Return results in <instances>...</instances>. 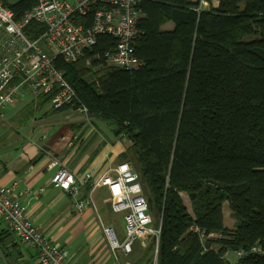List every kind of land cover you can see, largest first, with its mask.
<instances>
[{"label": "trees", "instance_id": "trees-1", "mask_svg": "<svg viewBox=\"0 0 264 264\" xmlns=\"http://www.w3.org/2000/svg\"><path fill=\"white\" fill-rule=\"evenodd\" d=\"M204 1L209 9L201 0H141L133 8L139 64L109 63L119 38L98 35L76 62H58L77 105L52 112L86 107L128 138L124 162L138 174L149 212L162 219L158 264H232L226 256L238 251L245 253L238 264H264V0ZM4 2L20 20L37 0ZM226 203L235 228L226 225ZM213 232L218 237L209 238ZM12 236L0 230L8 264ZM155 247L153 239L145 254Z\"/></svg>", "mask_w": 264, "mask_h": 264}, {"label": "built area", "instance_id": "built-area-1", "mask_svg": "<svg viewBox=\"0 0 264 264\" xmlns=\"http://www.w3.org/2000/svg\"><path fill=\"white\" fill-rule=\"evenodd\" d=\"M140 1L37 0L29 12L16 20L14 12L4 0H0V119H4V110L15 102L22 88L33 92L37 98L51 96L57 88V93L51 96L52 107L72 105L77 99V93L67 81L66 72L57 64L76 62L87 49L95 45L100 34L109 33L119 38L109 63L123 69H134L139 64L134 57L133 46L138 35L139 15L133 8ZM98 2L102 5L112 4L117 8L110 12L95 8ZM38 24L45 27L41 33H38ZM84 109L87 110L86 107ZM114 171L115 178L106 175L96 184H90L92 174H86L80 182L74 173L64 168L57 170L51 183L78 200L84 184L92 186L91 192L98 187L108 186L113 212L124 213L126 238L120 243L109 228L106 229V236L113 249L119 248L129 254L134 242L148 233L159 239L160 228L154 229L148 199L141 191L138 174L129 164H122ZM16 186L15 183L10 186L0 185V221L23 244L37 250V264H69L66 252L28 218L26 206L19 200L20 194L15 193ZM76 205L79 211H83L93 207L94 201L90 196L84 201H78ZM190 229L205 236V232L196 225ZM208 237L216 238L218 235L213 232ZM252 252L263 254L260 248H253ZM244 255L243 251L237 252L239 258ZM153 264H158L157 255Z\"/></svg>", "mask_w": 264, "mask_h": 264}, {"label": "crops", "instance_id": "crops-1", "mask_svg": "<svg viewBox=\"0 0 264 264\" xmlns=\"http://www.w3.org/2000/svg\"><path fill=\"white\" fill-rule=\"evenodd\" d=\"M20 91L29 92L26 88ZM17 97L7 118L0 119V185H17L15 193L20 194L19 200L26 206L33 224L66 252L69 264H150L151 252L147 256L145 251L153 239L156 240L153 251L158 259L160 236L158 239L149 233L134 242L129 254L112 248L106 229H112L120 243L124 242L126 231L124 213H117L122 215L119 219L111 216L115 212L108 186L91 192L90 185L84 184L78 200L51 183L60 166L74 173L80 182L88 173L93 176L106 173L115 178L114 170L129 164L124 162V154L130 149L128 138L116 136L114 127L104 120L95 119L88 124L82 114L71 109L47 112L37 118L35 125L22 124V111H14L16 104L21 109L31 103L23 106ZM40 100L38 97L32 103L39 104ZM39 121L44 127H39ZM74 136H79L78 140ZM56 162L58 166L54 165ZM90 196L96 209L88 207L79 211L76 203ZM5 226L3 229L10 230ZM161 226L162 219L154 229L160 228L161 232ZM8 241L15 246H9L11 264L38 263L35 248L23 244L14 233Z\"/></svg>", "mask_w": 264, "mask_h": 264}, {"label": "rangeland", "instance_id": "rangeland-1", "mask_svg": "<svg viewBox=\"0 0 264 264\" xmlns=\"http://www.w3.org/2000/svg\"><path fill=\"white\" fill-rule=\"evenodd\" d=\"M19 0H8L9 3H15ZM214 6L218 5V1L214 2L213 3ZM201 7L203 9H209L210 8V5L205 2L204 0H201ZM168 27H172V25H168ZM20 96L17 97V100H21L23 102V106L31 103L29 106H27L26 108L25 107H22L20 109V104H16V107H15V112L17 113L18 111H22L21 112V116H22V120H21V123L22 124H25V123H29V125H35L36 123V120L37 118H39L40 116H42L43 114L47 113V112H52V105H51V102H48L45 104L44 107H42L41 109L40 108H37L35 107V104H33L32 102L33 101H37V97L33 94V92L29 91V92H25V91H20ZM43 99V98H42ZM75 101V100H74ZM74 101L72 102V105L75 107L77 104L74 103ZM71 103V101H70ZM12 105H9L6 107V109L4 110V113H5V119L7 118V113L9 111V108L11 107ZM20 109V110H19ZM76 111L79 112L80 114L83 115L82 119H86L87 123H91L93 122L96 118H92L90 116V114L87 112V110H85L84 108L82 107H78L76 108ZM53 113V112H52ZM96 120H99V118H97ZM39 127H44L42 126V122L39 121L38 123ZM75 140H78V137L79 136H74ZM56 165L58 166L57 162H56ZM59 169H64V167L60 166L57 168V170ZM91 174V173H89ZM103 176H106V173L105 174H101V175H97V176H93L92 174V178L89 180V183L90 184H96L100 178H102ZM88 182V181H87ZM86 183V182H85ZM88 184V186L90 185ZM143 189V188H142ZM141 189L142 193H143V190ZM89 191H92V186L90 185V188H89ZM94 192V190H93ZM183 198H184V201L189 209V212L191 215H193V212H192V209H191V205H190V202H189V199L187 197V195H183ZM94 209H96V205H95V202H94V206H93ZM118 214H122V213H118ZM224 215H225V219H226V225L229 227V228H235V225H236V220L232 217L231 215V212L228 208V203H226L224 205ZM111 216L114 218V219H119L122 215H117V213H112ZM153 217V226H155L154 222L155 223H158L160 222L158 220V218H154V216L152 215ZM161 220V219H160ZM120 221V220H119ZM5 224L0 221V229H3L5 228ZM122 227V225H121ZM123 228V227H122ZM190 231H193L192 229H190ZM194 232V231H193ZM198 233V232H197ZM201 238H205V237H201ZM150 243H152V241H150ZM138 244V243H137ZM136 244V245H137ZM26 245V244H25ZM155 256V253L154 251L151 252V254H149V258H150V264H152V261H153V258ZM226 258L232 262V264H238V256H237V252H229L228 255L226 256Z\"/></svg>", "mask_w": 264, "mask_h": 264}, {"label": "water", "instance_id": "water-1", "mask_svg": "<svg viewBox=\"0 0 264 264\" xmlns=\"http://www.w3.org/2000/svg\"><path fill=\"white\" fill-rule=\"evenodd\" d=\"M0 260H1L2 264H8L7 258L4 254V252L2 251L1 247H0Z\"/></svg>", "mask_w": 264, "mask_h": 264}]
</instances>
